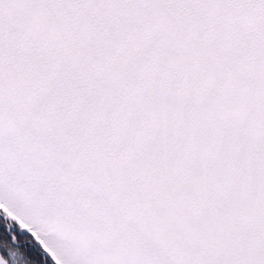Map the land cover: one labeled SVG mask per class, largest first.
I'll return each mask as SVG.
<instances>
[{
  "label": "snow or ice",
  "instance_id": "obj_1",
  "mask_svg": "<svg viewBox=\"0 0 264 264\" xmlns=\"http://www.w3.org/2000/svg\"><path fill=\"white\" fill-rule=\"evenodd\" d=\"M0 264H264V0H0Z\"/></svg>",
  "mask_w": 264,
  "mask_h": 264
},
{
  "label": "trees",
  "instance_id": "obj_2",
  "mask_svg": "<svg viewBox=\"0 0 264 264\" xmlns=\"http://www.w3.org/2000/svg\"><path fill=\"white\" fill-rule=\"evenodd\" d=\"M21 243H29L27 240H25V241H21Z\"/></svg>",
  "mask_w": 264,
  "mask_h": 264
}]
</instances>
